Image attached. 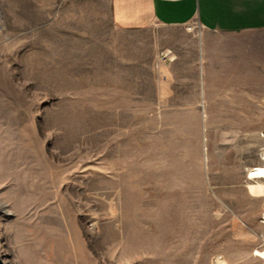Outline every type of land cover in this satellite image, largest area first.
Masks as SVG:
<instances>
[{"label":"rangeland","instance_id":"374dc122","mask_svg":"<svg viewBox=\"0 0 264 264\" xmlns=\"http://www.w3.org/2000/svg\"><path fill=\"white\" fill-rule=\"evenodd\" d=\"M88 3L0 0L2 263L264 264V140L208 148L191 91L104 83Z\"/></svg>","mask_w":264,"mask_h":264},{"label":"crops","instance_id":"0c3cea01","mask_svg":"<svg viewBox=\"0 0 264 264\" xmlns=\"http://www.w3.org/2000/svg\"><path fill=\"white\" fill-rule=\"evenodd\" d=\"M88 1L93 19L103 15L110 27L97 35L112 38L102 56L104 83L161 78L168 102L191 91L206 118L208 148L214 140L254 153L264 140L255 127L264 118V0Z\"/></svg>","mask_w":264,"mask_h":264},{"label":"water","instance_id":"95a60500","mask_svg":"<svg viewBox=\"0 0 264 264\" xmlns=\"http://www.w3.org/2000/svg\"><path fill=\"white\" fill-rule=\"evenodd\" d=\"M0 264H3L2 261H1V258H0Z\"/></svg>","mask_w":264,"mask_h":264}]
</instances>
